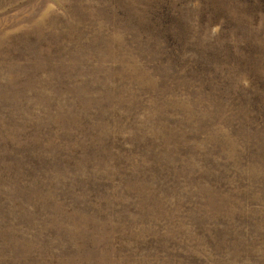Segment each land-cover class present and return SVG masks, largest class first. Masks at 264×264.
Masks as SVG:
<instances>
[{
  "label": "rangeland",
  "instance_id": "obj_1",
  "mask_svg": "<svg viewBox=\"0 0 264 264\" xmlns=\"http://www.w3.org/2000/svg\"><path fill=\"white\" fill-rule=\"evenodd\" d=\"M0 264H264V0H0Z\"/></svg>",
  "mask_w": 264,
  "mask_h": 264
}]
</instances>
